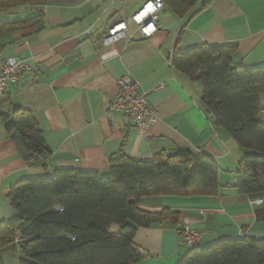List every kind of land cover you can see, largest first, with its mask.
<instances>
[{"label": "crops", "instance_id": "crops-1", "mask_svg": "<svg viewBox=\"0 0 264 264\" xmlns=\"http://www.w3.org/2000/svg\"><path fill=\"white\" fill-rule=\"evenodd\" d=\"M112 1L31 0L0 7V57L22 60L28 68L7 82L0 115L28 110L52 152L46 169L25 163L0 116V222L17 217L6 194L22 180L51 178L54 168L105 174L109 159L119 154L149 161L162 152L190 150L215 161L220 190L214 197L141 198L140 210H169L179 219L137 229L133 244L147 255L137 264H176L190 251L181 243L184 227L201 234L197 249L240 235L264 239V193L244 196L233 187L247 151L214 125L200 103L201 83L171 65L174 55L200 45L234 47L235 67L264 64V0H197L182 17L164 8L151 38L141 39L130 24L134 41L104 47L108 28L147 0ZM121 77L138 83L158 116L144 135L123 114L107 113ZM259 102L264 106V93ZM118 229L110 227L112 233ZM24 241L18 237L16 244ZM17 252L16 246L1 249L3 263L18 264Z\"/></svg>", "mask_w": 264, "mask_h": 264}, {"label": "trees", "instance_id": "trees-1", "mask_svg": "<svg viewBox=\"0 0 264 264\" xmlns=\"http://www.w3.org/2000/svg\"><path fill=\"white\" fill-rule=\"evenodd\" d=\"M31 0H0V7ZM177 17L197 0H162ZM211 1V0H210ZM208 1L202 7L210 3ZM3 25L2 30L32 24ZM234 47L200 45L174 55L172 67L202 85L200 103L214 125L247 151L240 159L233 187L240 195L264 193V64L232 66ZM14 148L27 164L48 168L52 152L33 115L18 108L1 114ZM215 161L190 150L159 153L149 161L119 154L105 174L54 168L51 178L26 179L6 198L17 217L0 222V250L17 247L18 264H137L133 244L138 228H151L179 215L169 210H140L141 198L214 197L220 190ZM117 225L112 233L110 227ZM18 237L25 239L16 244ZM0 264H4L0 257ZM176 264H264V239L234 238L193 248Z\"/></svg>", "mask_w": 264, "mask_h": 264}, {"label": "built area", "instance_id": "built-area-1", "mask_svg": "<svg viewBox=\"0 0 264 264\" xmlns=\"http://www.w3.org/2000/svg\"><path fill=\"white\" fill-rule=\"evenodd\" d=\"M163 9L164 2L162 0H147L126 21L112 24L101 39V45L110 47L119 41L126 44L134 41L132 34L129 32L130 24L135 27V32L139 34L141 39L151 38L157 32L158 15ZM27 70L28 68L22 60L0 57V96L5 94L7 82L16 81ZM116 86L117 94L109 104L108 115L111 116L113 113L123 114L132 122L133 127L139 134L144 135L158 122L156 112L149 106L147 101V93L138 89L137 82L128 81L126 77L116 80ZM159 88L160 86L156 89ZM260 203V200L254 202V204ZM242 237L240 235V238ZM200 239L201 234L199 232L187 227L182 229L181 243L186 249H193Z\"/></svg>", "mask_w": 264, "mask_h": 264}, {"label": "water", "instance_id": "water-1", "mask_svg": "<svg viewBox=\"0 0 264 264\" xmlns=\"http://www.w3.org/2000/svg\"><path fill=\"white\" fill-rule=\"evenodd\" d=\"M140 256H141L142 258H145L147 255H146V253H144V252H140Z\"/></svg>", "mask_w": 264, "mask_h": 264}, {"label": "rangeland", "instance_id": "rangeland-1", "mask_svg": "<svg viewBox=\"0 0 264 264\" xmlns=\"http://www.w3.org/2000/svg\"><path fill=\"white\" fill-rule=\"evenodd\" d=\"M15 256H18L19 255V251L17 253H14Z\"/></svg>", "mask_w": 264, "mask_h": 264}]
</instances>
